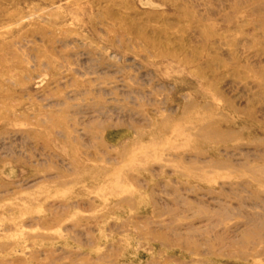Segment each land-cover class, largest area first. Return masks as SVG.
Wrapping results in <instances>:
<instances>
[{"label":"rangeland","instance_id":"obj_1","mask_svg":"<svg viewBox=\"0 0 264 264\" xmlns=\"http://www.w3.org/2000/svg\"><path fill=\"white\" fill-rule=\"evenodd\" d=\"M0 264H264V0H0Z\"/></svg>","mask_w":264,"mask_h":264}]
</instances>
